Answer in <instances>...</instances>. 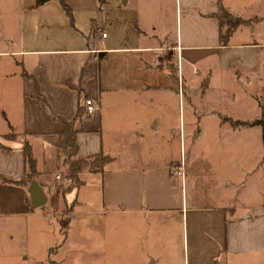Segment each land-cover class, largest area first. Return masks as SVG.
<instances>
[{
	"label": "crops",
	"instance_id": "obj_1",
	"mask_svg": "<svg viewBox=\"0 0 264 264\" xmlns=\"http://www.w3.org/2000/svg\"><path fill=\"white\" fill-rule=\"evenodd\" d=\"M173 2L171 26L164 12L154 8L136 18L135 38L130 42L122 36L107 42L104 26L105 36L81 32L82 38L69 43L45 42L16 26L3 30L0 216L32 212L43 217L57 208L56 198L72 206L73 213L76 204L88 200L87 190L94 189L95 183L101 207L91 212L109 214L115 258L120 240L121 248L127 243L141 264H264L261 126H234L224 119L253 122L258 117H239L211 106L204 112L214 116L210 124L202 122V113H193L188 103L189 118H199L193 128L192 122H186L184 100V74L190 66L191 73L200 70L203 92L224 74L233 83L243 75L252 84L254 75L261 79L264 0ZM220 3L231 15L247 21L236 26L226 42L220 40L222 31L215 15ZM258 88L246 89V100L254 103L261 96ZM87 97L97 109L75 122L81 127L75 137V157L100 154L102 169H83L81 183L63 192L61 184L68 183L61 172V121L75 119ZM239 98L221 99L220 105L246 102ZM115 126L121 129L119 136L108 141V128ZM217 137L227 139L228 145L212 153L193 149L198 140ZM242 138L248 139L249 146H257L255 159L246 164L235 161L242 151ZM25 142L36 160L34 179L46 196L40 207L30 203L28 187L33 179L19 183L26 176ZM179 167L183 175L175 176L173 169ZM176 178H180V190L174 184ZM189 181L194 190L190 196L186 193Z\"/></svg>",
	"mask_w": 264,
	"mask_h": 264
},
{
	"label": "rangeland",
	"instance_id": "obj_2",
	"mask_svg": "<svg viewBox=\"0 0 264 264\" xmlns=\"http://www.w3.org/2000/svg\"><path fill=\"white\" fill-rule=\"evenodd\" d=\"M36 1L0 0V38L4 29L14 30L16 26L24 30L27 36L41 38L45 42L58 40L60 43H69L82 38L79 36L81 32L99 38L102 32L101 27L104 26L103 31L109 35L107 42L121 36L122 40L130 42L135 38L138 16L145 12L150 14V11L156 8L159 12H164L166 23L171 26L169 9L174 7L173 0H64L70 8V13H67L60 0H51L48 4L34 7ZM147 2L151 4L145 7ZM162 2L168 6L158 7L157 5ZM105 18L110 22H106ZM226 29L227 25L223 24L221 26L223 35L227 32ZM259 37L262 39L261 35ZM1 41L0 39V47L3 46ZM3 66H5L4 63H0V72ZM188 68V74H184L185 116L186 122L190 121L194 124L193 128L197 125L195 122L199 118L195 115L189 118L188 113L191 110L187 108L188 103L190 108H193V113L195 110L199 112L198 115L203 114L200 115L203 117L200 118L202 122L207 120L210 124H213L214 116L211 114L206 116L204 112L209 111L211 106H218L223 113L227 112L249 119L259 117L261 110L264 111V72L261 74V79L257 77L258 75H254L253 84L249 80L246 81L244 75L237 83H233L228 74H224V78L218 76L221 81L215 78L212 87L203 92L200 70L197 73H191V66ZM252 86L253 89L259 86L258 90L261 91V96L256 97L254 103L246 100L245 90L250 92ZM188 91L191 93L189 96ZM231 97L236 99L240 97L239 99L246 102L229 105L223 101V104L226 103L224 107L220 105L221 99ZM107 123L112 124L114 121ZM117 127L108 128V141H111L112 136H119L121 129ZM247 141V138H242V151L235 161L246 164L255 159L257 146L250 144V147ZM228 143L227 139L221 137L210 139V141L201 139L195 143L193 149H209L212 153L213 149L220 150ZM188 144L187 142V150L190 149ZM260 154V151L257 152V155ZM230 161L235 163L234 159ZM66 168L67 166L63 164L61 170L63 174ZM64 184L66 183H62L61 187L65 186ZM174 184L180 190V178H176ZM187 184L186 193L190 196L194 190L191 188L190 181ZM93 185H95L94 189L87 190L88 200L81 202L82 204H76L73 213H70L69 205L56 198L53 202L57 208L43 217L32 212L15 217L0 216V264H141L137 261L138 257L135 258L136 256L132 255L133 251L131 253L127 243H124V248H121L120 240L116 243L118 256L114 257L109 214L101 215L98 212H91L101 207V199L96 193L98 188L95 183ZM34 212L37 211L34 210ZM66 224H68L67 228Z\"/></svg>",
	"mask_w": 264,
	"mask_h": 264
},
{
	"label": "trees",
	"instance_id": "obj_3",
	"mask_svg": "<svg viewBox=\"0 0 264 264\" xmlns=\"http://www.w3.org/2000/svg\"><path fill=\"white\" fill-rule=\"evenodd\" d=\"M43 1L45 0H37L36 4L38 5ZM60 2L61 5L64 6L67 13H70V8L65 4L64 0H60ZM215 15L219 20L220 27L223 24L227 25V29H226L227 32L224 35L221 33L220 36L221 42L227 41L229 35L232 33L233 29L236 28V26H238L241 23H247V21L243 20L242 18L237 16L234 17L233 15H231L222 5V3H220L218 7V11L216 12ZM78 112L79 113L77 117L73 119L71 122H66L64 120L61 121L63 130L59 133V143L61 145V151H62V158H63L62 162L67 166L64 175L68 183L67 185L63 186L62 188L63 192L73 189L72 187L77 186L81 183L79 172H81L83 169H88L93 172L94 171L100 172L104 161V158L100 154L90 156L89 159H78L75 157V153L77 150V142L75 140V137H76V133L81 129V127L75 126V122L77 121V118L79 119L82 118L83 114L86 113L84 110L82 111L80 110ZM224 119L230 122L234 126L255 125V124L261 126V138H262V145L264 147V111L263 110H261L260 117L256 118L253 122H249L245 120H232L227 117H224ZM8 136L11 137L12 135L8 134ZM23 151L27 164V169H26L25 179L19 183H24V182L29 183V181H31L38 175L36 170V160L33 158L32 148L28 142L24 143ZM69 208L71 210L72 206H69Z\"/></svg>",
	"mask_w": 264,
	"mask_h": 264
},
{
	"label": "water",
	"instance_id": "obj_4",
	"mask_svg": "<svg viewBox=\"0 0 264 264\" xmlns=\"http://www.w3.org/2000/svg\"><path fill=\"white\" fill-rule=\"evenodd\" d=\"M30 192V203L34 207H40L45 203L46 196L39 186L37 180L33 179L28 187Z\"/></svg>",
	"mask_w": 264,
	"mask_h": 264
},
{
	"label": "built area",
	"instance_id": "obj_5",
	"mask_svg": "<svg viewBox=\"0 0 264 264\" xmlns=\"http://www.w3.org/2000/svg\"><path fill=\"white\" fill-rule=\"evenodd\" d=\"M101 35L102 36H105V32H101ZM195 71V69H194ZM97 109V105L94 103V100L90 97H87V99H85L84 101V111L88 114H93L95 113ZM173 174L175 176H182L183 175V169L182 167H179V168H174L173 169ZM60 176H58L57 178H59Z\"/></svg>",
	"mask_w": 264,
	"mask_h": 264
}]
</instances>
